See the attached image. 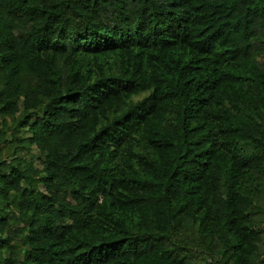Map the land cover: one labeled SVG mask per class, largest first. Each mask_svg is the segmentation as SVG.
<instances>
[{"label":"trees","instance_id":"1","mask_svg":"<svg viewBox=\"0 0 264 264\" xmlns=\"http://www.w3.org/2000/svg\"><path fill=\"white\" fill-rule=\"evenodd\" d=\"M0 264H264V0H0Z\"/></svg>","mask_w":264,"mask_h":264}]
</instances>
